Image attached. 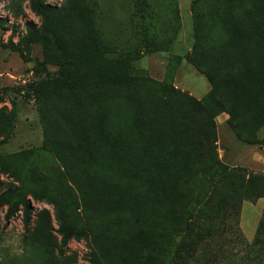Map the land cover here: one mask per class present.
I'll list each match as a JSON object with an SVG mask.
<instances>
[{
	"label": "rangeland",
	"instance_id": "obj_1",
	"mask_svg": "<svg viewBox=\"0 0 264 264\" xmlns=\"http://www.w3.org/2000/svg\"><path fill=\"white\" fill-rule=\"evenodd\" d=\"M143 1L139 9L135 0H47L75 46L92 20L98 54L131 60L135 78L85 95L27 97L24 87L55 77L61 57L30 0H0V195L22 173L41 196L26 194L27 233L20 208L6 226L0 209V264H161L200 171L216 163L227 172L195 214L198 242L184 264H252L264 253V113L240 138L227 113L207 127L193 101L211 86L188 62L194 0ZM43 63L46 73H34ZM65 229L74 236L62 246Z\"/></svg>",
	"mask_w": 264,
	"mask_h": 264
},
{
	"label": "trees",
	"instance_id": "obj_2",
	"mask_svg": "<svg viewBox=\"0 0 264 264\" xmlns=\"http://www.w3.org/2000/svg\"><path fill=\"white\" fill-rule=\"evenodd\" d=\"M46 1L30 0L29 9L43 20V31L51 35L61 62L55 77L26 85L23 89L25 96L41 97L47 93L55 96L85 95L99 84L119 86L135 78L131 60L106 59L98 54L92 20L84 25L82 40L75 46L54 24L53 12ZM198 3L201 0H194V47L188 62L206 78L211 92L201 100L193 101V106L202 114L207 127L214 126V120L227 113L232 132L240 138L245 133L250 134L252 128L262 122L261 111L264 113V84L259 79L264 75V0H233L229 8H220L221 11L214 8L209 12L197 8ZM68 5L72 11L76 9L72 2H68ZM135 5L139 9L147 6L143 0H135ZM210 16L216 21L205 24L212 20ZM4 23L0 21V28ZM28 33L30 40L36 35V31L31 28ZM45 65L43 63L35 67L34 73H46ZM153 85L154 89L161 87L158 83ZM244 113L245 119L253 121L250 126L244 120ZM226 172L227 168L220 163L202 168L195 183V195L179 216L185 228L176 231L171 240V250L162 251L161 264H184L195 253L194 246L198 240L191 237L195 214L215 191ZM16 177L19 187L0 195V209L6 208V226L20 208L21 222L27 233L31 225V207L26 194L30 193L34 199H40L41 196L34 190L28 192L31 187L28 175L17 173ZM64 232L62 246L74 236L71 229H65ZM256 239L250 246L253 249L257 244ZM252 264H264V253H260Z\"/></svg>",
	"mask_w": 264,
	"mask_h": 264
}]
</instances>
